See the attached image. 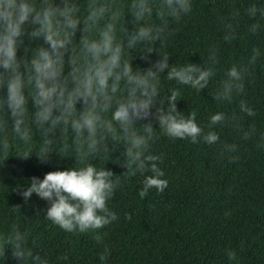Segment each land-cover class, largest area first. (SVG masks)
<instances>
[{"label":"trees","instance_id":"obj_1","mask_svg":"<svg viewBox=\"0 0 264 264\" xmlns=\"http://www.w3.org/2000/svg\"><path fill=\"white\" fill-rule=\"evenodd\" d=\"M81 23L90 3L106 6L95 24L71 37L73 67L81 62L82 38H95L110 21L113 9L118 37L134 28L129 0H74ZM160 0H152L149 21L160 24ZM188 9L176 18L163 17L165 30L131 53L130 64L147 69L167 56L170 68L192 67L209 75L203 87L169 79L165 68L158 78L157 97L146 117L135 124L142 131L151 123L146 140V170L129 164L123 140L106 141L108 148L83 156L113 174L112 193L105 207L114 219L98 228L65 230L44 215L48 201L32 193L22 197L33 177L56 168L81 166L76 149L86 152L70 130L56 131L41 158L42 138L29 125L31 138L18 140L10 126L0 130V264H264V0H187ZM42 41L29 42L35 46ZM151 49V51H147ZM143 50V51H141ZM23 46L18 50L22 54ZM27 54V51H26ZM68 54H65V68ZM235 69L236 76H229ZM193 77L197 73H192ZM31 91V86H28ZM175 94L174 100L169 97ZM200 127L195 140L173 137L158 125V112L171 110ZM81 102L77 100L76 106ZM31 110V100H28ZM221 119L212 122L211 115ZM5 114L0 111V119ZM208 132L217 139L208 143ZM163 173L167 186L141 194L150 165ZM15 233L20 240L14 241ZM18 243L22 255H12ZM228 252L232 253L229 259ZM104 259L101 261L100 256Z\"/></svg>","mask_w":264,"mask_h":264},{"label":"clouds","instance_id":"obj_2","mask_svg":"<svg viewBox=\"0 0 264 264\" xmlns=\"http://www.w3.org/2000/svg\"><path fill=\"white\" fill-rule=\"evenodd\" d=\"M127 7L135 27L118 37L115 20L119 11L113 9L110 21L103 24L95 38L81 39L82 59L73 67L68 54L71 37L77 29L83 36L86 25L95 24L106 6L90 3L81 23L74 0H0V111L5 114L0 119V130L10 126L18 140L27 142L31 138L29 125H34L42 138L38 149L41 158L50 152L47 145L57 130H70L74 139L86 146L84 153L76 149L75 160L79 158L81 166L56 168L45 172L42 178L33 176L21 192L24 198L35 193L48 201L44 215L65 230L94 229L115 218L105 207V200L115 186L113 173L85 162L84 155L107 149L106 141L123 140L129 164L144 171L145 162L155 159L144 154L146 140L152 135L151 123H144L140 131L135 120L148 115L158 94L160 73L167 68L164 75L169 79L200 87L209 75L206 70L192 67L170 68L167 56L162 53L151 66L141 70L130 64L131 55L124 54L125 49L131 53L138 45L159 39L165 30L163 17L181 15L188 9L187 0H160L157 6L160 24L148 19L153 13L152 0H129ZM26 39L30 43L42 42L25 46ZM22 46V54H18ZM66 53L70 65L67 71ZM228 74L235 77L236 70L230 69ZM174 97L173 93L169 100ZM77 100L80 107L76 106ZM157 112L158 125L169 136L195 140L201 133L191 116L177 115L174 103L170 111L161 112L157 108ZM220 119V113L210 117L213 123ZM202 138L208 143L217 139L213 132ZM0 145L7 148L6 136H0ZM150 169L152 175H144L141 194L149 188L162 191L167 186L155 164ZM13 239L19 241V233ZM12 255L16 258L22 255L18 243ZM228 257L232 258L231 252ZM100 259L103 261L104 256Z\"/></svg>","mask_w":264,"mask_h":264}]
</instances>
